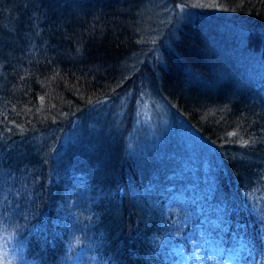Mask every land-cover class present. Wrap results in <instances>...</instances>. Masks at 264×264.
I'll use <instances>...</instances> for the list:
<instances>
[{"label":"trees","instance_id":"1","mask_svg":"<svg viewBox=\"0 0 264 264\" xmlns=\"http://www.w3.org/2000/svg\"><path fill=\"white\" fill-rule=\"evenodd\" d=\"M147 1L0 0V232L18 231L39 264H181L194 246L229 255L263 247L264 104L241 75L237 84L214 74L207 50L218 23H182L147 86L206 155L185 146L143 169L112 133L115 102L130 107L141 93L148 45L135 20ZM216 2L264 57V0ZM94 114L120 146L64 155Z\"/></svg>","mask_w":264,"mask_h":264},{"label":"rangeland","instance_id":"2","mask_svg":"<svg viewBox=\"0 0 264 264\" xmlns=\"http://www.w3.org/2000/svg\"><path fill=\"white\" fill-rule=\"evenodd\" d=\"M205 18L218 23L207 50L212 68L215 67L214 74H218L220 81L228 78V74L234 76V83L249 85L256 92L255 97L264 104V57L245 47L244 35L249 27L244 22L225 11L216 0H148L138 10L135 20L141 40L148 45L142 59L146 71L142 69L138 75L141 93L130 107L129 98L117 100L109 115L114 123L112 133H119L126 149L143 169L149 167L148 157L182 155L185 146L195 148L188 155H206L200 151L195 134L180 122V116L156 98L157 90L152 97L147 87L155 85L159 77L157 69L165 66L164 53L173 51V41L182 23ZM239 75L241 82L237 80ZM201 83L198 88L203 89L205 83ZM190 86L196 90L194 84ZM142 94L146 95L142 97ZM116 123L118 126L114 127ZM103 125L101 115L94 114L91 123L82 124L79 131L73 133L65 145L68 154L64 152V155H110L120 142L114 141L107 126L103 129ZM16 234L19 232L12 229L8 233L0 232V264H39L27 257L24 242ZM262 244L256 254L237 251L230 255L223 251L204 254L200 247L194 246L186 252L181 264H264V239ZM86 260L94 264L93 259Z\"/></svg>","mask_w":264,"mask_h":264},{"label":"snow or ice","instance_id":"3","mask_svg":"<svg viewBox=\"0 0 264 264\" xmlns=\"http://www.w3.org/2000/svg\"><path fill=\"white\" fill-rule=\"evenodd\" d=\"M231 135H235V133H231ZM243 143H245V144H246L247 142L245 141V142H243Z\"/></svg>","mask_w":264,"mask_h":264}]
</instances>
